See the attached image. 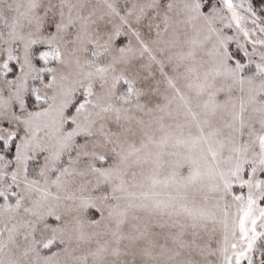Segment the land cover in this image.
Returning <instances> with one entry per match:
<instances>
[{
	"label": "snow or ice",
	"instance_id": "6c2138e0",
	"mask_svg": "<svg viewBox=\"0 0 264 264\" xmlns=\"http://www.w3.org/2000/svg\"><path fill=\"white\" fill-rule=\"evenodd\" d=\"M0 264H264V0H0Z\"/></svg>",
	"mask_w": 264,
	"mask_h": 264
}]
</instances>
